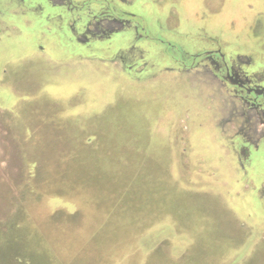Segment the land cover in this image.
Wrapping results in <instances>:
<instances>
[{
    "label": "rangeland",
    "instance_id": "1",
    "mask_svg": "<svg viewBox=\"0 0 264 264\" xmlns=\"http://www.w3.org/2000/svg\"><path fill=\"white\" fill-rule=\"evenodd\" d=\"M161 2L169 58L219 40L264 86V0ZM5 17L0 1V264H264L263 101L162 65L120 74L118 38L80 48L64 18Z\"/></svg>",
    "mask_w": 264,
    "mask_h": 264
},
{
    "label": "crops",
    "instance_id": "2",
    "mask_svg": "<svg viewBox=\"0 0 264 264\" xmlns=\"http://www.w3.org/2000/svg\"><path fill=\"white\" fill-rule=\"evenodd\" d=\"M0 1H3L8 6L6 8V17L4 19H21V22H18L20 23L19 26L26 23L27 19L24 22L25 15H21L18 11V0ZM73 1L77 6H74L75 10H72L73 12L69 15H66V17L64 18V23H69V26L67 24V33L64 35L69 37V39L72 38V41L79 45L76 47L80 48H85V46L89 47L90 43L103 38H118L122 40V48H120V50H117L114 56H112L113 58L109 60V62L112 63L114 67H116L118 73L127 74L129 72V74L131 75L133 72L139 69L141 65H145L144 72L146 74L151 73L149 72L150 68H154L155 66L160 65L164 66V68L162 69L166 71L176 70L181 74L188 73V76L189 74L190 76H193L196 73V68H182L177 62L178 58H175L173 56L169 58V48L168 46H166L167 39L163 36V34H165L164 32H166L164 27V24L166 22H163L162 26L161 24H158L157 28H155V32L153 31V27L150 24V16L151 13H155L154 11H156L157 13L156 15H154V17H161V15H158L162 12V0H90V2H88V0ZM227 1L228 0H223V2ZM209 2H212V0H203L202 4L205 9H208L207 4H209ZM88 3H92L90 4V8L103 11V13L107 14L106 16H103L105 23H107V25L105 26L106 28L102 27V29H100V32L97 33V36H94L95 34L93 35L91 32H89V26L87 25L89 22L88 17L90 11L89 8H86ZM197 3H199V1ZM59 7L60 6H57L52 1L47 3V19H49V21L59 19ZM9 12H11L10 15ZM39 13V17L44 15V12L39 11ZM109 14H112L113 18H118L119 20L123 19L119 17L131 18V23L125 25L121 24L122 21H126L125 19H123L119 24L111 22V20L109 19L111 18L109 17ZM69 19H71V21H69ZM138 20H146L147 28L145 31H143L144 34H142L140 27L139 31H136L134 27L136 21ZM168 43L173 42L169 40ZM159 69L155 70V72Z\"/></svg>",
    "mask_w": 264,
    "mask_h": 264
},
{
    "label": "flooded vegetation",
    "instance_id": "3",
    "mask_svg": "<svg viewBox=\"0 0 264 264\" xmlns=\"http://www.w3.org/2000/svg\"><path fill=\"white\" fill-rule=\"evenodd\" d=\"M18 1H19V3H18L17 7H18V11L21 15H26L27 13H31V14H33L34 19L39 18V15H40L39 11L41 12V8H40L41 0H18ZM50 1L55 2L56 0H49V1L44 0V1H42L43 2L42 7H44V9H46L47 5L45 6L44 4L45 3L47 4ZM62 1L65 2L64 3L65 5L63 4V6H61V7H64V10H62V12H60V11L58 12L59 18L60 17L65 18L66 15H69L73 12L72 10H75L74 6H77L74 4L73 0H62ZM1 2L5 5V8L8 7L3 1H1ZM86 8H87V6H86ZM44 11L48 12L47 9ZM44 11H42V12H44ZM15 12H14V14H15ZM10 14H11V12H9V15ZM106 15L107 14L103 13V11H100L98 15L94 16V18L96 21H98L99 18L103 19V16H106ZM109 15H110L109 17H111V18H109L111 20V22L119 24V23H121V21L123 19H125L126 21H122L121 24L125 25V24L131 23V18L119 17V18H123V19L119 20L118 18H113L112 14H109ZM132 15H134V14H132ZM95 26L97 27V25H95ZM146 26H147L146 20H143V21L138 20V21H136V24L134 27H135L136 31L137 30L139 31L141 28L142 34H144L143 31L146 30V28H147ZM213 40L216 41L215 39H213ZM217 42L218 43H217V45H215V47L212 46L209 49L206 48L207 50H205V52L195 54V61L194 62L188 63L184 60L177 59L178 64L182 68H185V69L196 68L195 70L197 72L195 73V75L202 74V75L208 76L209 78H213L216 81L218 80L219 83L222 84L223 86L225 85L227 87L237 88V90H235L236 94L238 95V97L242 98V100H244V101H247V102L250 101L253 103L258 102L259 105L263 104V102H264V86L263 85H257L255 82H249L248 78L250 77V75L246 69L244 71H242L244 73H247V74H245L246 78L242 77L240 75V72H237V70H236L234 59L230 58L232 56H230L228 53H226L223 50L222 42H219V40ZM203 55H204V57L200 58L202 60H199L198 57L203 56ZM241 150H242V154H243L244 158L248 159V154L250 153V148L247 146H243L241 148Z\"/></svg>",
    "mask_w": 264,
    "mask_h": 264
}]
</instances>
